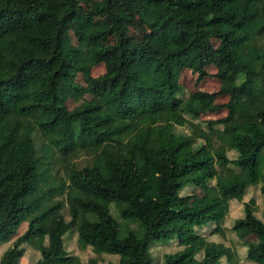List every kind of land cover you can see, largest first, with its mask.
<instances>
[{
	"label": "trees",
	"instance_id": "1",
	"mask_svg": "<svg viewBox=\"0 0 264 264\" xmlns=\"http://www.w3.org/2000/svg\"><path fill=\"white\" fill-rule=\"evenodd\" d=\"M114 1L86 12L81 0H0V264H17L25 245L39 252L33 264H79L63 244L70 230L81 248L118 256L109 264H154L151 246L172 241L159 264H264L252 202L231 227L259 237L243 260L201 233H222L229 202L264 183V0H124L132 13ZM135 19L144 45L129 41ZM208 66L219 91L184 97L182 71L200 82ZM86 94L96 102L68 109ZM223 109L206 130L194 123ZM81 153L90 163L78 168ZM200 182L207 195L190 208L182 192Z\"/></svg>",
	"mask_w": 264,
	"mask_h": 264
},
{
	"label": "rangeland",
	"instance_id": "2",
	"mask_svg": "<svg viewBox=\"0 0 264 264\" xmlns=\"http://www.w3.org/2000/svg\"><path fill=\"white\" fill-rule=\"evenodd\" d=\"M103 0H81V9L83 11H89L94 5H98ZM112 7L115 12L119 13H132V11L129 9L128 5L125 3L124 0H115L112 4ZM95 23L99 28L106 27L108 24L103 21L101 17H97L95 19ZM146 28L141 24V22L137 19H135V22L129 27L128 29V37L129 41L132 44L136 45H144L146 43ZM104 45H112L114 43L113 37H108L103 40ZM104 72V67L98 66L92 69V75L94 77H97L101 75ZM206 72L208 76L204 78L202 81L197 82V74L192 73L189 70H183L180 76V83L183 85L184 88V97H187L190 93L200 90L207 93H217L219 91L220 85L218 81L214 78V75L216 73V69L212 66H208L206 68ZM77 82L81 85L82 78L79 75L77 78ZM60 92L63 95H69L67 88L62 85L60 87ZM228 101L227 97L218 96L215 103L216 104H224ZM83 102H89L94 103L96 102V98H94L91 95H83L79 100H75L73 98H70L68 96L66 100V106L68 109H73L80 105ZM227 115V111L225 109L217 112V113H207L203 114L199 117L198 120H195V124H199L204 130L205 129V123L208 120H219L224 118ZM178 132L183 133H190V128L188 126L186 127H179ZM213 142L215 146L219 145V142L216 140V138H213ZM231 158L235 157V154L233 152L228 153ZM75 164L78 168H82L85 165L90 163V157L86 153L79 154L74 160ZM60 173V176L63 175L61 171H58ZM56 171H54V174ZM264 185V183H261L257 187H251L247 190L244 198L242 201H235L232 200L229 202V209L226 218L220 224L222 227V233L212 234L211 230L214 229L215 225L212 224L207 229H205L203 232H201L203 235L206 236V238L210 241L216 242V243H222L224 246L231 249L235 254L236 258L238 260H243V257L245 256V250L246 246L253 245L258 242L259 237L256 234L250 235L247 238L240 240L238 239L235 234L231 231V227L233 222L243 216V206L244 204L253 203L252 206L255 210V215L257 218H259L261 221L264 222V197L262 193L260 192V187ZM193 189V191L191 190ZM209 189V185L205 182L198 183L194 188L188 187L185 189L182 194L183 195H189V198L187 199V205L190 208H197L199 207L204 198L207 195ZM193 192L190 194L189 192ZM56 199L63 200V196H58ZM62 214L64 215L65 219L68 220L67 215V209L64 207L62 209ZM111 213L112 215L119 221L122 222V225L124 224L121 220L119 213L117 212L116 208L114 206L111 207ZM129 227L132 229L136 228V225L133 223H129ZM27 228V224H22L20 228L16 230V235L14 237L17 238L18 236L22 235ZM63 244L66 249V251L77 258L79 264H109L111 262H116L118 256L113 255H107V254H97L94 252L90 247L87 248H81L77 241V235L73 230L68 231L63 238ZM8 247L6 244H0V256L3 254V252ZM179 247L175 241H172L170 244H156L152 245L150 252L153 258L154 264L161 263V259L165 253L173 252L177 250ZM25 252L23 256L18 260L17 264H33L37 261L39 258V252L34 250L31 246L25 245L24 246ZM221 264H227L226 261L223 259Z\"/></svg>",
	"mask_w": 264,
	"mask_h": 264
}]
</instances>
